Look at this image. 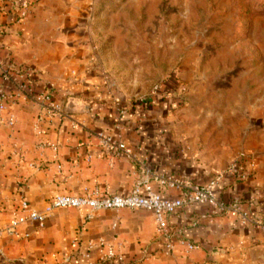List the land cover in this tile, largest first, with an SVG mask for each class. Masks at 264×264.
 <instances>
[{
    "label": "crops",
    "instance_id": "1",
    "mask_svg": "<svg viewBox=\"0 0 264 264\" xmlns=\"http://www.w3.org/2000/svg\"><path fill=\"white\" fill-rule=\"evenodd\" d=\"M19 1L0 0V92H15L24 79L35 93L51 91L67 116L45 115L42 104L25 97L9 106L13 125L7 111L0 113V264H114L101 262L99 251L87 246L91 239L114 235L124 241L130 264L264 262V256L260 261L248 253L264 243V198L254 180L228 169L233 156L224 155L222 143L208 144L200 124L167 110L175 94H127L102 71L92 26L103 18L95 14L101 1L30 0L27 16L15 22ZM13 61L25 72L6 78L3 70ZM100 131L121 136L130 156L101 145ZM139 163L198 183L225 173L218 194L239 200L250 221L204 204L171 214L172 230L199 246L190 253L179 244L167 251L152 212L141 208L102 209L91 219L89 207L61 208L43 224H24L17 234L6 231L23 200L43 209L57 194L96 187L103 195L126 194Z\"/></svg>",
    "mask_w": 264,
    "mask_h": 264
},
{
    "label": "rangeland",
    "instance_id": "2",
    "mask_svg": "<svg viewBox=\"0 0 264 264\" xmlns=\"http://www.w3.org/2000/svg\"><path fill=\"white\" fill-rule=\"evenodd\" d=\"M100 1L96 58L114 88L175 94L167 110L222 143L264 198V0ZM248 253L263 260L264 243Z\"/></svg>",
    "mask_w": 264,
    "mask_h": 264
},
{
    "label": "built area",
    "instance_id": "3",
    "mask_svg": "<svg viewBox=\"0 0 264 264\" xmlns=\"http://www.w3.org/2000/svg\"><path fill=\"white\" fill-rule=\"evenodd\" d=\"M30 8V0H20L14 21H22L29 13ZM19 70L23 71L21 65L13 61L3 70L4 77L11 78V73H19ZM16 86L17 90L15 92H0V113L7 111V123L9 125L15 123V118L13 114L8 112V109L11 102L18 97H25L42 104L45 115H54L60 118L67 116L51 91L35 93L24 79L17 81ZM0 119L3 120L2 117ZM37 129L38 133H41L38 126ZM96 136L104 147L113 148L118 152L122 151L130 156V149L121 136H116L107 131H100L96 133ZM249 165V168H251L252 163L250 162ZM237 168V164H232L228 169L234 172ZM223 177L224 173L221 172L207 183H198L182 177L155 172L145 163H139L135 168L133 186L126 194L103 195L97 187L82 194H57L48 201L43 209L32 206L23 200L19 205V212L6 228V231L10 234H17L24 224L33 222L43 224L54 210L61 208L89 207L91 211L87 215V219L93 218L94 213L102 209L141 208L152 212L156 232L164 239L167 251L175 252L176 245L179 244L186 253H190L198 249L199 246L193 241L178 236V233L172 230L169 224L171 214L190 209L197 204H204L214 211H230L244 224L250 221L249 213L240 205L239 200L229 202L218 194L217 185ZM242 177H248L246 169L243 171ZM169 190H176L178 194L167 196L166 193ZM262 223L264 225V221ZM116 225L117 223L114 224V226ZM87 246L89 249L99 251L101 262L110 261L114 264H130L123 255L124 241L117 235L111 238L100 237L97 241L91 239L88 241ZM88 264H95V262H89ZM177 264H187V262L183 260Z\"/></svg>",
    "mask_w": 264,
    "mask_h": 264
},
{
    "label": "trees",
    "instance_id": "4",
    "mask_svg": "<svg viewBox=\"0 0 264 264\" xmlns=\"http://www.w3.org/2000/svg\"><path fill=\"white\" fill-rule=\"evenodd\" d=\"M24 71V70H23ZM22 70H19V73L23 72ZM245 170L244 166H239L234 172H232L234 175H240L242 176L243 171Z\"/></svg>",
    "mask_w": 264,
    "mask_h": 264
}]
</instances>
